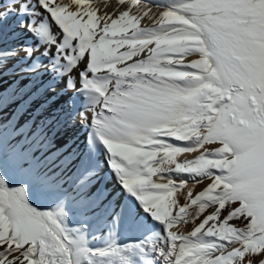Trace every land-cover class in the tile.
Listing matches in <instances>:
<instances>
[{
  "label": "snow or ice",
  "instance_id": "obj_1",
  "mask_svg": "<svg viewBox=\"0 0 264 264\" xmlns=\"http://www.w3.org/2000/svg\"><path fill=\"white\" fill-rule=\"evenodd\" d=\"M100 2L0 6V264H264V0Z\"/></svg>",
  "mask_w": 264,
  "mask_h": 264
},
{
  "label": "bare ground",
  "instance_id": "obj_2",
  "mask_svg": "<svg viewBox=\"0 0 264 264\" xmlns=\"http://www.w3.org/2000/svg\"><path fill=\"white\" fill-rule=\"evenodd\" d=\"M152 2H156V0H152ZM116 3V0H108L109 8L114 7ZM0 6H6V0H0ZM99 7L103 10L104 8V2L101 0ZM5 10L4 7H0V11ZM9 24L14 23V18L9 19ZM6 25L5 27H7ZM45 81L47 82V77H45ZM15 87V85L10 86L7 89V94H10L12 91V88ZM29 87H32V85H29ZM36 87L39 89L35 96L33 97V103L31 107L29 108V111L25 113L23 117L20 116V113L23 111V108L25 105L21 101H19L16 98H10L9 100L6 101V111H4L3 114H11L12 115V120L10 121V126L14 124L17 120L20 121V124L28 122V125L31 124L32 119H36L37 123H39L41 120L45 118V116H48L49 118L55 114V112L58 110V105H54L53 107L50 108L48 112H45L44 116L39 115L37 109L40 108L41 103H43V97L42 93H44V88L47 87V83L40 85L37 83ZM51 99V97H50ZM80 136V139H83V130L81 129L80 132L78 133Z\"/></svg>",
  "mask_w": 264,
  "mask_h": 264
},
{
  "label": "rangeland",
  "instance_id": "obj_3",
  "mask_svg": "<svg viewBox=\"0 0 264 264\" xmlns=\"http://www.w3.org/2000/svg\"><path fill=\"white\" fill-rule=\"evenodd\" d=\"M4 118H5V123L9 124V133L7 134V140L8 141H13L14 140V136L15 135H19V133H12L11 132V126H10V121L12 120V115L11 114H3ZM21 126L24 127V129H22L21 131H26L27 127H28V122L27 123H22ZM21 139H23V137H21ZM25 142V140H22L21 143ZM187 155V154H186ZM190 158V157H189Z\"/></svg>",
  "mask_w": 264,
  "mask_h": 264
}]
</instances>
